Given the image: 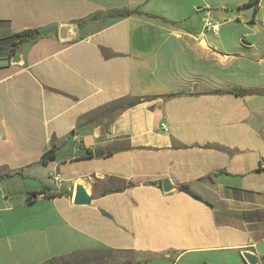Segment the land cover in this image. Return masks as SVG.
I'll use <instances>...</instances> for the list:
<instances>
[{"label":"crops","instance_id":"1","mask_svg":"<svg viewBox=\"0 0 264 264\" xmlns=\"http://www.w3.org/2000/svg\"><path fill=\"white\" fill-rule=\"evenodd\" d=\"M230 1L0 0V40L40 32L0 44V260L263 262L264 96L219 92L264 91V0ZM233 24L249 33L223 38Z\"/></svg>","mask_w":264,"mask_h":264},{"label":"rangeland","instance_id":"2","mask_svg":"<svg viewBox=\"0 0 264 264\" xmlns=\"http://www.w3.org/2000/svg\"><path fill=\"white\" fill-rule=\"evenodd\" d=\"M230 2H233L231 0ZM253 9H248L247 7L243 9V14H249L251 15ZM243 32V33H249L248 30H246L243 26H239L237 24L228 25L222 27V37L225 38L228 34L235 35L236 32ZM19 186V185H17ZM21 190H23V184H20L19 186ZM19 188V190H20ZM18 190V191H19ZM0 220L3 223V226L8 225V220L6 217H0ZM141 258L140 256L135 255L133 252H116V251H104V250H93V251H87V252H80L78 254L61 258L56 261H50L46 264H131L129 262L132 259ZM126 260L127 262H118L119 260ZM111 260V262H106ZM0 264H7L4 260H0Z\"/></svg>","mask_w":264,"mask_h":264},{"label":"trees","instance_id":"3","mask_svg":"<svg viewBox=\"0 0 264 264\" xmlns=\"http://www.w3.org/2000/svg\"><path fill=\"white\" fill-rule=\"evenodd\" d=\"M258 3V0H250L248 3L245 4V6H251V5H255ZM258 8L256 7L255 12H257ZM134 12H128V13H124V15H131ZM40 32L38 30H32V29H28L25 31H22L20 33H17L16 35H14L13 37L4 39V40H0V44H9V45H14L17 46L19 43L24 42V41H28V40H35L39 37ZM234 94L236 96H253V95H258V96H264V91H243V90H235V91H229V92H219V94ZM140 101H134L130 104L127 105H123L124 108H129L132 106H135L136 104H138ZM66 142V141H64ZM59 147L58 146H54L52 149H50L49 151H47L44 155H43V162L44 163H48L51 160H54L57 156V151H58ZM88 158H92L93 157V152L92 151H88L87 154ZM181 190L188 192L189 194H191L194 198L196 199H200L199 196L193 194L191 191H189V189L187 187H180ZM39 195V193H32L29 197H28V201L30 203L33 202V198H37V196ZM45 196H49L47 194L44 193ZM264 262V260H263Z\"/></svg>","mask_w":264,"mask_h":264},{"label":"water","instance_id":"4","mask_svg":"<svg viewBox=\"0 0 264 264\" xmlns=\"http://www.w3.org/2000/svg\"><path fill=\"white\" fill-rule=\"evenodd\" d=\"M59 38L63 41H70L68 39V31L66 27H61L59 30ZM72 40V39H71ZM22 55L20 53H17L12 58L13 64H22ZM94 154L96 158H100L102 156H105L107 153L103 150H94ZM163 188L165 192H168L173 189V186L171 185V182L169 180H166L163 183ZM92 202V197L89 194L87 188L83 184H78L76 186V194L74 197V204L75 205H90ZM242 257L244 261L248 264H258L260 263V259L258 256L251 251H243Z\"/></svg>","mask_w":264,"mask_h":264},{"label":"built area","instance_id":"5","mask_svg":"<svg viewBox=\"0 0 264 264\" xmlns=\"http://www.w3.org/2000/svg\"><path fill=\"white\" fill-rule=\"evenodd\" d=\"M204 30L217 36L220 32V26L214 20L208 18L206 19V22L204 24ZM165 126H166L165 123H162V127L165 128ZM59 178L60 176L58 175L57 179ZM240 264H248V263L244 261V263H240ZM258 264H264V262H260Z\"/></svg>","mask_w":264,"mask_h":264}]
</instances>
